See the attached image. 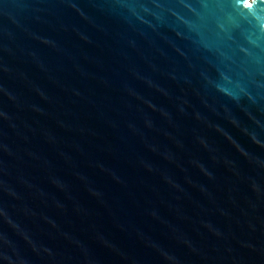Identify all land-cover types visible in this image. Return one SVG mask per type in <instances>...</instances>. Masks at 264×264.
Instances as JSON below:
<instances>
[{
    "label": "water",
    "instance_id": "obj_1",
    "mask_svg": "<svg viewBox=\"0 0 264 264\" xmlns=\"http://www.w3.org/2000/svg\"><path fill=\"white\" fill-rule=\"evenodd\" d=\"M0 0V264H264V0Z\"/></svg>",
    "mask_w": 264,
    "mask_h": 264
},
{
    "label": "snow or ice",
    "instance_id": "obj_2",
    "mask_svg": "<svg viewBox=\"0 0 264 264\" xmlns=\"http://www.w3.org/2000/svg\"><path fill=\"white\" fill-rule=\"evenodd\" d=\"M242 3L245 7L247 8H252L254 7L253 0H242Z\"/></svg>",
    "mask_w": 264,
    "mask_h": 264
}]
</instances>
